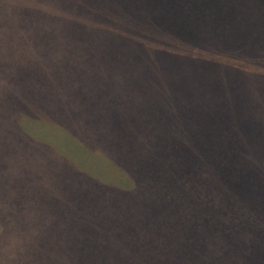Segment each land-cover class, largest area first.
<instances>
[{
	"label": "trees",
	"instance_id": "16d2710c",
	"mask_svg": "<svg viewBox=\"0 0 264 264\" xmlns=\"http://www.w3.org/2000/svg\"><path fill=\"white\" fill-rule=\"evenodd\" d=\"M127 9L142 21L129 26L139 25L133 43L150 69L157 53L172 61L182 55L167 38H148L147 29H179V37L200 41L198 31L171 27L185 23L183 14L161 0L119 7ZM117 11L103 0H0V242L18 247L7 231L26 237V225H17L19 211L35 216L30 208L38 194L34 189L30 196V183L49 176L46 184L53 177L63 187L53 200L56 218L70 222L52 246L55 264H264V72L263 90L244 91V111L242 104L230 108L233 98L220 110L196 100L179 75L170 82L181 99L168 101L174 109L159 113L144 105L135 120L145 112L149 124L120 134L121 143L134 148L130 157L117 156L126 155L122 146L111 152L89 138L82 143L69 128L70 109L85 113L97 104L90 100L104 107L106 97L94 83L84 86L82 67L66 62L85 61L87 39L101 44L102 31L123 23L109 22ZM99 55L92 59L103 67ZM110 108L103 120L114 124ZM80 149L83 156H77ZM34 167L42 174L27 181ZM20 183L28 203L20 195L11 199ZM80 185L88 186L85 194ZM81 226L84 233L74 236ZM67 233L76 254L70 255ZM40 234L18 247L21 261L44 249L48 240ZM18 257L0 256V263L23 264Z\"/></svg>",
	"mask_w": 264,
	"mask_h": 264
},
{
	"label": "rangeland",
	"instance_id": "374dc122",
	"mask_svg": "<svg viewBox=\"0 0 264 264\" xmlns=\"http://www.w3.org/2000/svg\"><path fill=\"white\" fill-rule=\"evenodd\" d=\"M103 1L106 6H111L112 11L118 9L116 14L112 12L109 22L115 24L120 20L123 23H120L121 26L115 24L118 25L117 28L110 27L102 31V42L98 43L99 45L88 38V45L84 48L86 49L84 53L87 55L85 61L66 62L68 65L82 67L86 74L84 86L90 87L94 83L108 99L104 98V107L100 108L97 101L90 100V103L97 104L85 113L80 108L70 109L67 124L69 128H74L76 136L82 143L89 138L98 149H108L111 152L122 146L127 153L126 155L122 153L124 156L119 154L117 156L130 157L128 153H133L134 148L129 143H121L120 134L125 132L130 136L135 126L149 124V116L145 112L143 119L139 122L135 120L140 113L139 108L143 109L144 105L146 106L144 111L152 108L161 113L167 107L174 109L173 105L169 106V102L179 103L181 99L178 97V89L172 91L170 82L179 75L187 79L189 84L191 83L192 96H196V100L200 98L206 103H212L211 106L218 107L219 110L225 108L224 100L233 98L229 104L230 108L234 110L237 105L242 104L239 109L244 111V91L258 94L259 90H263L261 88L264 72V0H161L176 14H183L185 23L171 27L198 31L200 41L191 43L188 41L189 37H179L182 33L179 29L171 30L164 26L156 30L147 29L145 32L148 38L156 36L157 40L165 41L167 38L176 48L181 49L179 53L182 55L181 58L172 61L167 57L162 59L161 56L164 54L157 53L151 69L145 60H140L138 57L142 50L141 46L133 43L134 38L138 36L139 25L129 26L131 22L141 24V19L132 18V15L138 13H133L129 9L119 10L120 5L126 8L132 7L136 0ZM94 37L96 36H93V39ZM70 43L74 46L73 40H70ZM94 53L100 54L98 60H103L105 66H100L95 62L96 59H92ZM160 58L162 59L160 64L156 63ZM208 84H212L211 90ZM80 100L82 99L77 101ZM192 102L196 101L192 99ZM110 106L115 109L114 124L104 122L105 117L110 113ZM67 114V110L60 111V115L64 117ZM256 124L259 125V121ZM159 128L165 131L164 126L160 125ZM84 151L80 149L77 156H83ZM95 155L99 156L98 153ZM116 161L119 160L116 158ZM30 169L31 171L28 170L27 173V181L31 182L42 173L36 167ZM104 170L109 169L104 168ZM49 179L48 176L44 181L30 183L35 187L28 189L30 196L33 197L34 189L38 194L35 206L30 208L35 216L26 218L22 207L21 211L17 210L22 218L17 220V225H26L28 228L26 237L23 232L15 234L6 229V237L14 238L21 250L25 238L34 242L41 235L40 232H43L48 240L44 249L22 255L21 261L18 247L13 244L7 246V242H0L1 257L9 258L14 254L19 256L18 260L23 264H55L57 257L52 251V246L58 244V234L67 230L70 222L56 218V206L53 200L62 186L57 183L58 179L53 177H51L53 184H46ZM104 179L109 181L107 176H104ZM22 188L21 183L17 185L11 199L19 200L20 195L28 203L27 189L24 191ZM87 189L88 186L85 185L79 187L80 193L83 194ZM81 227L75 231L74 236L79 232L84 233L85 230L83 226ZM65 238L70 239L68 233ZM70 246L69 242L70 255L76 254L77 252L71 250Z\"/></svg>",
	"mask_w": 264,
	"mask_h": 264
}]
</instances>
